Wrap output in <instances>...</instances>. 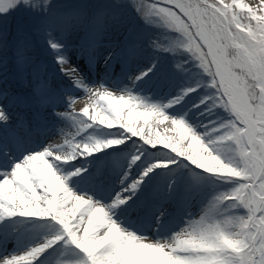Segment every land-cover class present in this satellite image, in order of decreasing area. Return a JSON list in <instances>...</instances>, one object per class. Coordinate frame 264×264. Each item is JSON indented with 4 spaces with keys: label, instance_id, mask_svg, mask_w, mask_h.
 <instances>
[{
    "label": "snow or ice",
    "instance_id": "6c2138e0",
    "mask_svg": "<svg viewBox=\"0 0 264 264\" xmlns=\"http://www.w3.org/2000/svg\"><path fill=\"white\" fill-rule=\"evenodd\" d=\"M124 7L139 21L90 81L110 10ZM16 13L39 19L67 81H39L35 102L70 130L27 148L0 104V264H264V0H129L94 14L0 0V21ZM76 29L86 43L74 61L64 35ZM104 162L115 165L110 190Z\"/></svg>",
    "mask_w": 264,
    "mask_h": 264
},
{
    "label": "bare ground",
    "instance_id": "6f19581e",
    "mask_svg": "<svg viewBox=\"0 0 264 264\" xmlns=\"http://www.w3.org/2000/svg\"><path fill=\"white\" fill-rule=\"evenodd\" d=\"M104 35L101 38L103 40H100L99 46L97 48V52L99 54L100 60H102V57L104 56L103 54H105L103 50L106 52L110 49V45H108V42L104 40L105 39ZM83 45L85 44L68 42L69 55L73 57L74 61L80 59L82 51H83L82 49ZM39 50H40V54L36 56L31 55L32 58H30L31 56L29 57L28 52H25L24 54H22L23 60L35 63L34 65L36 66V68L39 69L40 72H42L39 78L33 77L32 75L33 70L31 68L24 69L22 67L10 66L9 68L4 69V66L0 63V104H3V101L6 99L7 102L5 105L11 111L13 115V121H14L13 127L10 128L8 131L10 135L12 134H15L17 136L25 135L27 139L34 136L36 138V143L33 144V142H30L27 145V148H40L41 146H46L47 144L54 143V139H58L59 143H62L64 139V137L61 135L60 130H57L54 132L50 131V126L48 125V123L49 124L56 123L57 120L52 119L50 116L42 117V115L39 114L40 108L38 106L39 104L35 102L34 92L38 90L36 85L41 80L47 81V84L49 85V87L53 89H59L60 87L62 88L66 87L67 81L64 77L60 75L58 65L55 62V59H54V56L51 50L47 46H43ZM117 51L119 52L120 48ZM46 56L53 57L51 63L47 62ZM139 60L140 58H137L135 62L133 61L130 67L132 69H136L137 67H139ZM51 66L54 67V71L50 72L49 68ZM101 71L104 72V67ZM116 72L119 73V69ZM56 73L58 74L56 75ZM87 74H88V78L90 77L89 78L90 81L99 80L98 78L95 79L92 74H89V72H87ZM103 76H104V73H102L101 77ZM59 80L62 82H59ZM111 87H116V86L114 84ZM4 94H6V98ZM75 95L80 96V97L84 96L83 92L81 91H77ZM13 97L16 99L15 102L13 100ZM17 103H19V106H15ZM87 103H88V100L86 98L79 99L75 103L74 108L82 109L83 107L86 106ZM16 109L22 113L21 114L18 113ZM164 123H155L153 125V132L159 133V134H165V136H167V132L170 131V129L165 130L163 128ZM36 125L43 132V134H45V136L41 139L36 130L31 131L29 133L27 132L26 126H32L33 128H36ZM15 129L17 130V132H14ZM147 130L148 129L145 128V131ZM2 134H3V129L0 128V135ZM134 139H139V138L137 137ZM75 163H79V161H76ZM101 168L102 166H100V169ZM109 178H110V174H105L104 177L100 178L104 187L108 190H110L111 187L113 186H117L115 183H112L111 181H109ZM190 210L195 213L199 211V208L194 207ZM9 243L10 244L13 243V245L6 244V247L9 251H12L16 247V245L14 244L16 242L14 240H9Z\"/></svg>",
    "mask_w": 264,
    "mask_h": 264
},
{
    "label": "rangeland",
    "instance_id": "374dc122",
    "mask_svg": "<svg viewBox=\"0 0 264 264\" xmlns=\"http://www.w3.org/2000/svg\"><path fill=\"white\" fill-rule=\"evenodd\" d=\"M124 3L127 4L129 0H51V3L55 6V10L59 12H82L85 14H94L98 11H103L108 8L109 5L114 3ZM113 13V18L110 21L109 27L104 35V40L108 42L110 47H118L123 41L124 37L127 35L125 25H133L139 21V18L136 16L135 12L130 7H124L119 9H111ZM40 21L37 17L32 16L28 13H16L8 17L7 21H0V31H5L7 36L8 44L7 48L0 50V59L3 60L1 63L4 66V69L9 68L10 66H17L26 69L29 64L28 61L22 60L18 61L17 56V46L21 47L22 53L28 52L29 57L31 55L36 56L40 54V48L47 46L45 43L44 36L36 29V26L39 25ZM18 24H23L25 26L24 34L21 35L17 32ZM64 39L70 43H86L85 34L83 31L76 29L70 33H65ZM103 40V39H101ZM22 42V43H21ZM105 53V51L103 50ZM25 56V55H24ZM32 58V56L30 57ZM28 59V58H26ZM53 57L46 56V60H52ZM30 60V59H29ZM47 82V81H46ZM62 82V81H60ZM114 84V83H112ZM49 86V85H48ZM116 86V85H115ZM62 88V87H60ZM59 88V89H60ZM113 91L117 90L116 87H110ZM38 91V90H37ZM39 106V114L45 117H51L52 108L49 106L41 107ZM76 109V108H75ZM56 111H66V107L63 105H58L55 109ZM77 111L81 109H76ZM56 120V119H54ZM152 125L158 122H151ZM140 126H143V120L140 121ZM55 128L58 130L64 129L69 131L70 129L57 120ZM165 130L172 129L173 126L170 122H165L163 124ZM160 137L165 136V134H159ZM175 135L174 132L168 131L167 136ZM153 138H158L153 135ZM102 168L100 169V178L104 177L105 174H110L109 181L115 183L116 177L114 175V165L111 162H104L101 164ZM112 185V184H111Z\"/></svg>",
    "mask_w": 264,
    "mask_h": 264
}]
</instances>
